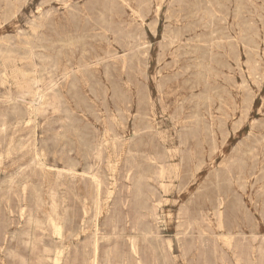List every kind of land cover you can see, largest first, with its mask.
<instances>
[{
  "label": "rangeland",
  "instance_id": "1",
  "mask_svg": "<svg viewBox=\"0 0 264 264\" xmlns=\"http://www.w3.org/2000/svg\"><path fill=\"white\" fill-rule=\"evenodd\" d=\"M0 111V264H264V0H0Z\"/></svg>",
  "mask_w": 264,
  "mask_h": 264
},
{
  "label": "bare ground",
  "instance_id": "2",
  "mask_svg": "<svg viewBox=\"0 0 264 264\" xmlns=\"http://www.w3.org/2000/svg\"><path fill=\"white\" fill-rule=\"evenodd\" d=\"M125 4V3H124ZM135 8V7H134ZM133 12V11H132ZM67 13V12H66ZM143 23V22H142ZM144 24V23H143ZM185 38V37H184ZM135 42V41H134ZM182 43V42H181ZM184 43V42H183ZM179 44V43H178ZM114 55V54H113ZM63 77V76H62ZM39 82V81H38ZM47 85V84H46ZM52 86V85H51ZM50 87V86H49ZM55 87V86H54ZM44 88V87H43ZM49 89V88H48ZM52 89V88H51ZM40 92V91H39ZM44 95V94H43ZM257 96V95H256ZM41 101V100H40ZM42 101H43V98H42ZM1 112V111H0ZM156 115V114H155ZM155 118V117H154ZM153 119V118H152ZM151 119V120H152ZM1 134V133H0ZM115 139V138H114ZM119 141V140H118ZM118 143V142H117ZM111 163V162H110ZM110 163H108V164H110ZM117 163V162H116ZM48 166V165H47ZM51 166V165H50ZM40 167H41V165H40ZM54 167V166H53ZM52 167V168H53ZM71 171V170H70ZM91 176V175H90ZM17 178V177H16ZM93 179V178H92ZM11 181L13 180V179H10ZM95 180H96V177H95ZM94 182V181H93ZM19 183V182H18ZM99 183V182H98ZM12 185V184H11ZM16 185H18V184H16ZM53 185V184H52ZM19 186V185H18ZM15 188V187H14ZM99 189V188H98ZM27 190V189H26ZM111 190V189H110ZM7 191H8V189H7ZM11 191V190H10ZM16 191V190H15ZM98 191V190H97ZM112 191H114V190H112ZM100 192V191H99ZM8 193V192H7ZM38 194L39 193H41V192H37ZM46 193V192H45ZM51 193V192H50ZM108 193H109V191H108ZM107 193V194H108ZM57 194V193H56ZM43 195V194H42ZM90 195H92L91 193H90ZM113 195V194H112ZM26 196V195H25ZM44 196V195H43ZM50 196V195H49ZM14 197V196H13ZM64 197V196H63ZM5 198V197H4ZM19 198V197H18ZM50 198V197H49ZM53 198H54V196H53ZM56 198V197H55ZM54 198V199H55ZM107 198V197H106ZM100 199V198H99ZM47 200V199H46ZM51 200V199H50ZM58 200V199H57ZM65 200V199H64ZM17 201V200H16ZM36 201V200H35ZM25 202V201H24ZM47 202V201H46ZM49 202V201H48ZM61 202V201H60ZM20 204V203H19ZM45 204V203H44ZM65 204V203H64ZM63 204V205H64ZM99 204V203H98ZM103 204V203H102ZM21 205H22V202H21ZM55 205V204H54ZM88 205V204H87ZM90 205V204H89ZM42 206H44V205H42ZM52 206V205H51ZM103 206V205H102ZM110 206V205H109ZM20 207V206H19ZM23 207V206H22ZM46 207V206H45ZM54 207V206H53ZM55 207H56V205H55ZM60 207V206H59ZM43 208V207H42ZM50 208V207H49ZM90 208V207H89ZM24 209V208H23ZM22 209V210H23ZM51 209V208H50ZM109 209V208H108ZM8 210V209H7ZM26 210V209H25ZM43 210V209H42ZM46 210V209H45ZM99 210V209H98ZM18 211H20V210H18ZM24 211V210H23ZM33 211H35V209H33ZM49 211V210H48ZM109 211V210H108ZM25 212V211H24ZM30 212V211H29ZM40 212V211H39ZM38 212V213H39ZM54 212V211H53ZM63 212V211H62ZM100 212V211H99ZM221 212V211H220ZM31 213V212H30ZM46 213V212H45ZM98 213V212H97ZM101 213V212H100ZM36 214V213H35ZM35 214H33V215H35ZM53 214V213H52ZM55 214H56V211H55ZM86 214V213H85ZM220 214V213H219ZM30 215V214H29ZM32 215V216H33ZM38 215V214H37ZM56 215H58V214H56ZM86 215H88V214H86ZM90 215V214H89ZM98 215V214H97ZM99 216V215H98ZM55 217V216H54ZM90 217V216H89ZM220 217V216H219ZM61 218V217H60ZM50 219V218H49ZM56 219H58V218H56ZM63 219V218H62ZM86 219V218H85ZM60 220V219H59ZM33 221V220H32ZM48 221V220H47ZM97 221V220H96ZM63 222V221H62ZM29 223H32V222H29ZM39 223V222H38ZM61 223V222H60ZM219 223H220V221H219ZM94 224V223H93ZM93 224H92V226H93ZM35 225H37V224H35ZM38 225H40V224H38ZM30 226H31V224H30ZM52 226V225H51ZM50 226V222H49V227H51ZM55 226V225H54ZM58 226V225H57ZM60 226H61V224H60ZM92 226H89V227H92ZM219 226H220V224H219ZM223 226V225H222ZM32 227H33V225H32ZM39 227H42V226H39ZM44 227V226H43ZM42 227V228H43ZM86 227V226H85ZM88 227V226H87ZM94 227V226H93ZM29 228H31V227H29ZM47 228H48V225H47ZM52 228V227H51ZM63 228V227H62ZM216 229V228H215ZM222 229H223V227H222ZM36 230V229H35ZM39 230V229H38ZM51 230V229H50ZM83 230V229H82ZM220 230H221V228H220ZM46 231V230H45ZM87 231V230H86ZM85 231V232H86ZM29 232V231H28ZM44 231H42L41 233H43ZM94 232H96V231H94ZM7 233V232H6ZM46 233V232H45ZM53 233V232H52ZM92 233V232H91ZM221 233V232H220ZM226 233V232H225ZM32 234H33V232H32ZM63 234V233H62ZM222 234V233H221ZM48 235H50V234H48ZM101 235V234H100ZM99 235V236H100ZM51 236V235H50ZM55 235H53V237H54ZM63 237V236H62ZM6 238H7V236H6ZM44 238H42V240H43ZM95 239V238H94ZM97 239V238H96ZM228 239V238H227ZM33 240H35V239H33ZM33 240H31V241H33ZM38 241H41V240H38ZM97 241V240H96ZM101 241V240H100ZM133 241V240H132ZM138 241V240H137ZM225 241V240H224ZM88 242V241H87ZM36 243V242H35ZM134 243V242H133ZM232 243V242H231ZM135 244V243H134ZM41 245V244H40ZM43 245V244H42ZM95 245H97V244H95ZM230 245V244H229ZM32 246V245H31ZM28 247V246H27ZM37 247V246H36ZM66 247V246H65ZM138 248V247H137ZM32 249V248H31ZM97 249V248H96ZM95 249V250H96ZM131 249H132V246H131ZM64 250V249H63ZM88 250V249H87ZM253 250V249H252ZM36 252H37V250H35ZM136 251V250H135ZM259 251V250H258ZM84 252V251H83ZM253 252V251H252ZM255 252H256V250H255ZM33 252H31V254H32ZM51 253V252H50ZM68 253V252H67ZM96 253V252H95ZM136 253V252H135ZM260 253V252H259ZM45 254H47V253H45ZM52 254V253H51ZM69 254V253H68ZM138 254V253H137ZM252 254V253H251ZM94 255H96V254H94ZM262 255V254H261ZM47 256V255H46ZM50 257V256H49ZM48 257V258H49ZM55 257V256H54ZM97 257V256H96ZM95 257V258H96ZM18 258V257H17ZM29 258V257H28ZM94 257H93V259H95ZM136 258V257H135ZM262 258V257H261ZM47 259V258H46ZM235 259V258H234ZM21 260V259H20ZM40 260V259H39ZM54 260V259H53ZM83 260H84V258H83ZM96 260V259H95ZM93 261V260H92ZM91 261V262H92ZM97 261V260H96ZM20 262H22V261H20ZM24 262V261H23ZM42 262V261H41ZM49 262V261H48ZM136 262V261H135ZM25 263V262H24ZM23 263V264H24ZM29 263V262H28ZM31 263V262H30ZM46 263H47V261H46ZM70 263V262H69ZM137 263H138V261H137ZM41 264V263H40ZM63 264V263H62ZM86 264V263H85Z\"/></svg>",
  "mask_w": 264,
  "mask_h": 264
}]
</instances>
